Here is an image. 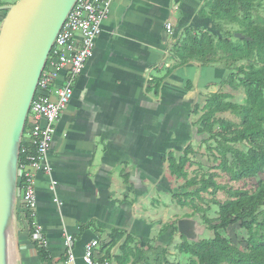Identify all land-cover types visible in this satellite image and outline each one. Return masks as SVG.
<instances>
[{
  "label": "crops",
  "instance_id": "obj_1",
  "mask_svg": "<svg viewBox=\"0 0 264 264\" xmlns=\"http://www.w3.org/2000/svg\"><path fill=\"white\" fill-rule=\"evenodd\" d=\"M202 3L111 0L93 55L56 123L49 160L59 206L47 176L33 170L36 221L51 264H86L85 246L92 240H98L94 261L116 264L103 257L113 228L125 230L140 247L167 244L170 231H161L168 223L162 209L169 186L162 177L163 157L191 142L188 120L198 101L193 76L212 69L196 62L171 69V48L185 26L213 29L211 20L198 14ZM9 4L0 0V7ZM5 11L0 9V26ZM16 225L18 263L48 264L40 262L28 233ZM64 229L71 236L73 262L66 260Z\"/></svg>",
  "mask_w": 264,
  "mask_h": 264
},
{
  "label": "trees",
  "instance_id": "obj_2",
  "mask_svg": "<svg viewBox=\"0 0 264 264\" xmlns=\"http://www.w3.org/2000/svg\"><path fill=\"white\" fill-rule=\"evenodd\" d=\"M198 14L209 18L213 29L193 25L182 28L171 48L175 61L171 69L190 62L222 69L220 89L204 96L203 103L198 100L194 104L193 114L201 111L193 123L196 126L193 137H199L197 144L190 142L180 151H170L163 157L174 181L184 180L172 198L192 212L163 226L162 233L170 231V238L163 245L150 243L140 247L139 241L125 230L111 229L103 257L109 256L116 264H172L168 258L171 245L186 264H264V180L250 192L227 189L215 179L217 171L227 174L231 181H241L264 170V0H203ZM236 33L242 37H236ZM225 87L242 89L244 100L232 101L233 93L224 91ZM28 128L26 120L23 136ZM23 144L21 141L19 145V162L24 157L20 153ZM219 191H225L227 198L216 203L219 215L216 221L207 217L200 206L204 203L209 207L204 195L215 197ZM15 211V221L21 225L17 206ZM195 213L212 232L211 237L190 239L187 231L180 233V243L173 244L174 235L179 232L178 221ZM25 217L28 230L25 225L19 228L28 233L40 262L51 264L47 248L33 238L32 217L29 213ZM233 224L240 227L243 244L224 234ZM119 242L118 252L111 254Z\"/></svg>",
  "mask_w": 264,
  "mask_h": 264
},
{
  "label": "built area",
  "instance_id": "obj_3",
  "mask_svg": "<svg viewBox=\"0 0 264 264\" xmlns=\"http://www.w3.org/2000/svg\"><path fill=\"white\" fill-rule=\"evenodd\" d=\"M111 0H76L60 27L44 67L37 82L26 117L29 128L22 135L20 153L24 155L17 163L16 191L20 196V224L28 230L25 214L33 219V237L43 245L45 238L36 221L37 194L33 170H41L49 180V188L54 202L59 206L56 186L52 177L49 160L53 135L60 114L73 95V85L82 73L87 60L93 55L95 42L102 31V23L108 16ZM166 31H171V24H166ZM61 80L60 84L57 82ZM16 220V216H15ZM20 225V226H21ZM64 240L69 249V261L73 262L71 236L64 229ZM98 240H92L85 246L83 261L86 264H110L107 261L95 262V249Z\"/></svg>",
  "mask_w": 264,
  "mask_h": 264
},
{
  "label": "water",
  "instance_id": "obj_4",
  "mask_svg": "<svg viewBox=\"0 0 264 264\" xmlns=\"http://www.w3.org/2000/svg\"><path fill=\"white\" fill-rule=\"evenodd\" d=\"M76 0H17L1 6L0 26V264L5 261L8 218L7 173L14 170L12 221L19 145L30 103L54 39ZM236 37H242L239 33ZM191 222L181 219L187 233Z\"/></svg>",
  "mask_w": 264,
  "mask_h": 264
},
{
  "label": "rangeland",
  "instance_id": "obj_5",
  "mask_svg": "<svg viewBox=\"0 0 264 264\" xmlns=\"http://www.w3.org/2000/svg\"><path fill=\"white\" fill-rule=\"evenodd\" d=\"M17 0H1V2H5V3H15ZM10 5V4H9ZM212 68L211 71H208L207 74H194L193 76V86H195L194 88H196L194 90L195 93V98H198L199 101H201V103H203L204 100V96H206L209 92H213V91H218L219 88V81L221 80L222 76H223V70L216 68L217 70H215V67H209ZM222 70V71H221ZM205 84V85H204ZM204 85V86H203ZM204 87V88H203ZM197 92V90H199ZM224 91L226 92H231L233 93V98L232 101L234 102H242L244 100V92L242 89H239L238 91H234L232 90L230 87H225ZM192 108V107H191ZM201 114V111H199L198 114H192L190 116V119L188 120L191 123V129L193 131L196 130V126H193V123H195L197 121V119L199 118ZM231 118V117H229ZM237 123H240L239 119H234ZM27 132V131H26ZM25 132V133H26ZM193 137V135H192ZM198 138L197 136L193 137L191 140V143L193 142L194 144H197L198 142ZM204 163H207L206 158L204 159ZM17 172H18V166H17ZM217 174L215 175V179L219 184H224V186H226L227 189L229 188H242V189H246L248 191H254L255 188L258 185V182L261 180H264V170L260 173H258L255 177L253 178H248L245 180H241V181H231L229 179V176L227 174H225L224 172L221 171H217ZM13 174H14V170H13ZM163 179L166 180L167 182H169V186L166 190L165 196L161 195L162 198V202L164 203L163 205L167 206L163 211V217L165 218L164 220L168 223L172 222V218H181L182 216H184V214L186 213H190L192 212V209L189 207H181L178 204H176L175 200L172 198L171 194L173 192H177L179 190V185L184 181V180H175V177L171 176V174L168 171V167L167 165H165V169H164V173H163ZM14 177L12 179V205H13V199H14V195H13V186H14ZM17 190V189H16ZM180 192V191H179ZM17 195V191H15V196ZM204 197L206 198L207 201H209V207H207L206 204H202L201 206L203 209L204 214H206L207 217L211 218V219H215L216 221L218 220V206H217V202H222L227 198V195L225 193V191H219L215 197H212L208 194H205ZM171 198V199H170ZM17 201V196L15 197V203H14V210H13V218L16 216V211H15V206ZM19 204V203H18ZM11 205V208H12ZM169 216V217H168ZM189 222H191L189 229H188V234H189V238L192 239L194 238H205V237H211L212 232L210 230H208V228L206 227V225H204L202 223V220L200 218V215H197L196 213L194 215H192V217H188L186 218ZM180 221V220H179ZM179 221H178V225H179ZM11 232H12V244H13V249H14V253H15V261H14V256H13V260H12V264H19L18 260L16 258V252L18 253L17 250V243H16V232H17V225H16V221L15 218L12 221V226H11ZM224 234L226 235L227 238H229L230 240H232L235 243L238 244H243V236H242V232L240 230V227L238 226V224H233L231 226L228 227V229L224 232ZM180 232L175 234V238H174V243H180L181 239L179 237ZM34 238V237H33ZM16 248V250H15ZM170 256L168 257L170 262L172 264H186V260L185 258L183 259L182 256L180 255V253L178 252V250L176 249V247L174 245H172L170 247Z\"/></svg>",
  "mask_w": 264,
  "mask_h": 264
},
{
  "label": "bare ground",
  "instance_id": "obj_6",
  "mask_svg": "<svg viewBox=\"0 0 264 264\" xmlns=\"http://www.w3.org/2000/svg\"><path fill=\"white\" fill-rule=\"evenodd\" d=\"M12 179H13V167L12 164L9 163L8 173H7V190H8V218L4 228L5 231V261L3 264H12L13 256L15 261V253L12 244V216H11V205H12ZM14 182V180H13Z\"/></svg>",
  "mask_w": 264,
  "mask_h": 264
}]
</instances>
